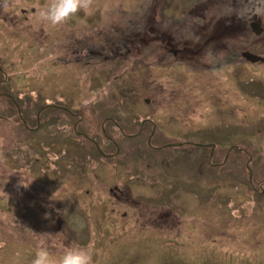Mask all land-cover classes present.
<instances>
[{"label": "flooded vegetation", "instance_id": "af4514ba", "mask_svg": "<svg viewBox=\"0 0 264 264\" xmlns=\"http://www.w3.org/2000/svg\"><path fill=\"white\" fill-rule=\"evenodd\" d=\"M147 1L125 26L115 25L104 34L98 31L101 39L93 42L86 41L83 22L78 32H73L69 31L67 21L53 26L42 20L38 13L48 0H9L7 11L0 7V48L8 54L18 50L19 62H23L3 65L4 55H0V143H6L3 153L9 161L7 168L0 162V171H15L17 164H33L41 157L48 159L45 163L53 160L59 164L54 175H60L62 184L70 180L78 186L81 202L86 201L90 209L110 203L107 215L115 217L116 225L119 214L125 223L122 231L131 221L149 226L150 231V224L157 226H153L154 231L184 228L191 233L221 226L234 229L240 221L257 217L256 195H264V185L255 188L250 168L252 174L250 177L248 172L246 183L254 198L249 209L250 206L240 204L226 205V192H213L215 189L204 184L243 185V173H226V165L239 166L240 153L251 148L250 141L246 145L235 140L236 127L228 129V136L223 138L220 125L212 123L207 128L194 117L184 119V115L161 111L156 105L151 109L149 105L156 104V99L148 97L142 103L136 97L128 103L96 106L82 100L83 107L77 109L71 77L74 73L79 77L83 74L90 81V77L111 75L110 96L113 84L132 71L145 74L147 87L153 91L176 85H188L193 91V84L187 79L194 75V84L203 85L202 88L212 82L214 93L221 86L228 94L234 84L243 82L246 92L252 94L256 82L264 84V12L254 15L251 10L264 4V0ZM179 7H185L191 18L182 14L174 18V11L181 10ZM77 17L81 19L79 14ZM29 63L43 72L26 78L21 69ZM94 65L100 68L89 74L88 68ZM54 73L63 82L48 94L43 82ZM160 73L174 78L164 79L161 85ZM27 83L35 84L34 96L24 90ZM123 92L121 89L119 94ZM85 93L83 90L76 94L84 97ZM209 93L212 94L211 90ZM186 104L176 110L183 111ZM30 147L36 148L37 158H28ZM131 151L137 152L140 163L146 166L140 167L142 175L148 178L143 193L134 188L137 184L131 183L138 179L136 176L107 179L101 173L118 170L120 165L129 174L127 153ZM249 159L253 162L251 155ZM42 174L53 176L50 171ZM177 179L185 182L179 186L178 194L167 198L161 192L156 198L149 195V185L161 187ZM19 184L18 194L29 198ZM217 185L219 190L221 186ZM29 189L35 195L30 196L35 208L39 195L34 188ZM204 201L215 206L207 223H203L204 214L198 208ZM40 204L52 208L55 202L44 200ZM129 214L136 218H123Z\"/></svg>", "mask_w": 264, "mask_h": 264}, {"label": "rangeland", "instance_id": "374dc122", "mask_svg": "<svg viewBox=\"0 0 264 264\" xmlns=\"http://www.w3.org/2000/svg\"><path fill=\"white\" fill-rule=\"evenodd\" d=\"M32 1L37 3L36 0ZM144 3L145 0H93L87 12L82 10L67 21L69 31L78 32L83 22L86 41L100 40L98 31L104 34V31H109L115 25L125 26L131 16H137L139 6ZM46 4L42 5L40 10ZM183 8L179 7L180 11H174V18H179L181 14L186 18H191L186 15L188 10ZM78 14L81 19L77 17ZM19 53L18 50H14L8 54L5 48H0V55H4L1 58L5 60L3 65H8L9 62L21 65L23 62H19L18 56L20 55L17 56ZM150 62L151 60L147 61V65H150ZM33 64L29 63L21 69L26 78L34 72L35 74L43 72L37 69V65L33 68ZM99 68L96 65L90 66L89 74L91 70ZM254 73L258 74V72ZM79 76L81 75L74 73L71 77L77 109L83 107V101L86 105L96 106L122 101L128 103L136 97L142 103L145 97H148L152 100L156 99V104L149 105L151 109L156 105L161 111L167 110L174 114H182L184 119L194 117L199 119L201 124L205 123L204 126L207 128L213 126L212 123L220 125L223 138L228 136V129L236 127L235 134L238 138L235 140L242 143L250 141L251 148H244V151L240 153L239 166L231 163L226 165V173H243V185L234 183L224 185L226 182L204 185L215 189L213 192L216 193L226 192L225 200L228 206L240 204L245 207L250 206L247 207L249 209L252 208L254 196L250 185L246 183L248 172L250 177L252 174L250 168L254 172L255 188L264 185L263 82L258 81L254 84L251 89L252 94H249V91L246 92V83L243 82L241 85L234 84L228 94L221 90V86L216 87L214 93L212 82L207 84L208 87L202 88L203 85L194 84L197 78L190 75L187 80L193 84V91L187 87L188 85L185 87L176 85L177 87L171 89L153 91L147 87L148 78L145 74L132 71L127 78L113 84V95L110 96L109 87L113 83L111 75H108L110 77L106 75L90 77V81L83 74L82 77ZM167 78L173 79L174 77L161 73L158 76L161 85ZM62 82L63 80L54 73L43 82V85L48 94H52ZM34 86V83H27L24 90L34 96L36 94ZM121 89L124 92L119 94ZM83 90L84 93L86 92L84 97L76 94ZM209 90L212 92L211 95ZM180 93L183 95V100ZM213 96L217 97V100H212ZM197 98L200 100L197 101ZM39 100L37 99V104ZM182 103H187L185 109L178 111L181 110ZM2 143H0V151H2L0 162L2 161L5 164L4 167L7 168L8 155L3 153L7 147H5L6 143ZM24 151L21 149L22 153ZM36 152V148H31L30 155H27L28 158H37ZM127 155L128 167L131 168L129 174L120 165L117 166L118 170L113 168L114 170L101 171V173L107 179H128L136 176L138 179L131 183L137 184L134 188L139 193H143V185L148 180L140 171V167L144 165L140 163V156L137 152L131 151ZM250 155L253 162L249 159ZM41 158L39 162L34 161L33 164L27 162L26 166L24 162H21L15 166V171L12 169H4L5 171L1 169L0 171V264H31L36 250L41 245L47 247L57 257L61 256L68 247L87 249L92 256V264H264V195L255 193L257 217H248L247 220L240 221L238 227L234 229H224L221 226L220 229L207 227L191 233L185 231L184 228L178 231L174 229L154 231L153 226H157L150 224V231L149 226H142L131 221L122 231L121 227L125 223L119 214L116 225L115 217L111 218L107 215L106 210L110 203L96 210L90 209L86 201L81 202L78 186L76 187L70 180L62 184L59 179L60 175H54L59 164L53 160L45 163L48 159L42 160ZM42 167L45 170L41 171ZM53 168L55 170H52ZM49 171L53 176L42 174ZM18 182L27 186L23 187L29 198L18 194ZM22 183L19 186L23 185ZM183 183H185L183 180L177 179L173 184L161 187L149 185L151 188L149 195L156 198L161 192L164 198H167V196L178 194L179 186ZM217 184L221 186L219 190H216L219 188ZM29 188H34L40 197L35 198V204L38 205L35 208L33 207L34 200L30 198L35 195L29 192ZM44 200H51L52 204L55 202L56 207L54 205L51 208L40 204L44 203ZM214 207H210L206 201L204 205L201 204L198 207L204 214L203 223L209 222V214ZM129 211L134 213V211ZM131 215L123 218L134 220L136 217H131Z\"/></svg>", "mask_w": 264, "mask_h": 264}, {"label": "clouds", "instance_id": "9594fccd", "mask_svg": "<svg viewBox=\"0 0 264 264\" xmlns=\"http://www.w3.org/2000/svg\"><path fill=\"white\" fill-rule=\"evenodd\" d=\"M92 3L93 0H48L44 8L39 11L38 16L53 26L60 25L82 10L87 12ZM0 7L7 11L9 0H0ZM251 11L254 15H260L264 12V4L257 5ZM23 186L27 187L25 184ZM31 264H92V256L87 249L68 247L61 256L57 257L47 247L41 245L36 250Z\"/></svg>", "mask_w": 264, "mask_h": 264}]
</instances>
